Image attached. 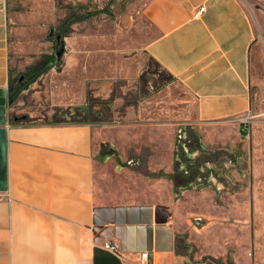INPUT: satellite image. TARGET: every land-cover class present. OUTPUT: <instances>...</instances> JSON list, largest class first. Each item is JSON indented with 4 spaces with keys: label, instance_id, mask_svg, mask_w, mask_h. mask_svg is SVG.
Listing matches in <instances>:
<instances>
[{
    "label": "crops",
    "instance_id": "1",
    "mask_svg": "<svg viewBox=\"0 0 264 264\" xmlns=\"http://www.w3.org/2000/svg\"><path fill=\"white\" fill-rule=\"evenodd\" d=\"M59 1L0 0V264H139L142 252L148 264H186L181 236L201 231L191 225L186 200L174 202L183 182L172 181L176 122L147 102L125 108L126 119L135 111L140 119L120 121L123 90L152 60L186 93L185 125L200 130L208 146L236 144L245 117L264 112L257 77L264 16L250 7L255 0H138L131 31L87 33L91 23L72 24L61 67L10 103L13 81L57 50L59 27L72 14ZM129 32L139 40L130 41ZM98 98L112 100L114 121H101L91 105ZM46 104L51 111L87 107L94 118L47 121L36 111ZM241 207L251 213L239 217L233 241L240 245L242 233L252 247L236 252H264V216L252 211L264 202ZM224 238L197 257H222Z\"/></svg>",
    "mask_w": 264,
    "mask_h": 264
},
{
    "label": "rangeland",
    "instance_id": "2",
    "mask_svg": "<svg viewBox=\"0 0 264 264\" xmlns=\"http://www.w3.org/2000/svg\"><path fill=\"white\" fill-rule=\"evenodd\" d=\"M137 1L60 0L59 3L64 5L68 15L73 12L76 15L91 14V17L79 22L91 23L92 28L87 29V33L107 28L110 31L118 32L114 35H119L122 31H131L135 27L133 20L137 17ZM250 7L253 12L261 11L264 16V0L251 1ZM95 26L98 28L94 29ZM129 34L130 38L127 37L130 41L133 39L136 42L140 38L138 33L129 32ZM260 35L261 38L264 35V26L260 30ZM133 51L137 52L136 48ZM55 52L56 50L53 53L55 54ZM257 77L264 84V66L262 70L257 71ZM18 81L19 79L16 78L12 85H17ZM118 95L119 91L115 89L114 97H119ZM122 100L124 106L121 113L119 115L117 113L120 121H123V118L129 121L140 119V114L136 111L126 119L125 108L129 105L135 106L147 102V104L162 107V120L176 122L175 162L176 172H179L177 176L174 175L173 180V174L161 179H169L175 183L179 178L183 180L174 193V202L186 200V204L192 207L190 210H192L195 220L191 219V225L194 230L195 226L200 223V227L196 226L201 231L200 233L187 230L181 236L183 243H186L184 244L185 249L182 248L185 263L264 264V252H236L237 249L244 250L252 247L247 236L242 233L237 235L241 240L240 245L234 244L233 241V229L236 224L241 223L238 221L239 217H248L251 213L249 208H242V204L264 202V112L258 108L257 112L249 113L245 117L241 138L236 144L226 147L208 146L200 130L194 126L185 125L186 120L189 119L187 118L188 113L186 115L182 113V105L186 101L189 102L186 93L181 87L175 85V80L152 60L142 66L135 80L123 90ZM24 103L31 108L35 105L30 103L27 97L24 98ZM91 105L102 118V122L116 119L112 111V100L103 101L98 98ZM66 110L51 111L46 104L40 106L36 111L47 121L62 119L77 121L90 117H88L87 107L79 111ZM193 115L194 113L192 117ZM184 116L185 118H182ZM161 172V175L163 172L166 173L164 170ZM186 188L188 189L186 190ZM252 211L257 213L253 216H264V207ZM216 236L225 237L223 256L198 258V252L208 251L212 248L218 249V246H215L217 244ZM188 238L193 240L188 242ZM212 239H215L213 243L210 242ZM260 243L264 244V242Z\"/></svg>",
    "mask_w": 264,
    "mask_h": 264
},
{
    "label": "trees",
    "instance_id": "3",
    "mask_svg": "<svg viewBox=\"0 0 264 264\" xmlns=\"http://www.w3.org/2000/svg\"><path fill=\"white\" fill-rule=\"evenodd\" d=\"M91 17V14H85V15H76L74 12L62 23V25L59 27V38H58V47L55 54L52 55H44L42 57V61L32 68H30L23 77L22 81H18L17 85L11 86L10 88V103H13L18 99L20 94L27 89V86L30 83H33L36 81L39 77H41L44 73L48 72L49 70L53 68H60L61 62L59 61V54L62 56L63 51V38L68 36L69 29L72 24L76 22H81ZM70 109H67L68 111ZM79 111V109H74V111ZM239 163V161H237ZM235 164V163H234ZM179 172V171H178ZM178 186H176L177 188ZM188 188H186L187 190Z\"/></svg>",
    "mask_w": 264,
    "mask_h": 264
},
{
    "label": "built area",
    "instance_id": "4",
    "mask_svg": "<svg viewBox=\"0 0 264 264\" xmlns=\"http://www.w3.org/2000/svg\"><path fill=\"white\" fill-rule=\"evenodd\" d=\"M205 11L204 7H201L195 14V17H199L203 14ZM57 69V68H53ZM104 248L113 252V253H119V248L115 244L112 243H105ZM149 254L147 252H142L139 254V264H148Z\"/></svg>",
    "mask_w": 264,
    "mask_h": 264
},
{
    "label": "water",
    "instance_id": "5",
    "mask_svg": "<svg viewBox=\"0 0 264 264\" xmlns=\"http://www.w3.org/2000/svg\"><path fill=\"white\" fill-rule=\"evenodd\" d=\"M62 51H64V48H62ZM61 57V55L59 54V58ZM112 149V146L109 145V144H106L104 147H103V150L106 151V152H110V150ZM197 222V221H196ZM198 223V222H197Z\"/></svg>",
    "mask_w": 264,
    "mask_h": 264
},
{
    "label": "flooded vegetation",
    "instance_id": "6",
    "mask_svg": "<svg viewBox=\"0 0 264 264\" xmlns=\"http://www.w3.org/2000/svg\"><path fill=\"white\" fill-rule=\"evenodd\" d=\"M210 169V168H209Z\"/></svg>",
    "mask_w": 264,
    "mask_h": 264
}]
</instances>
